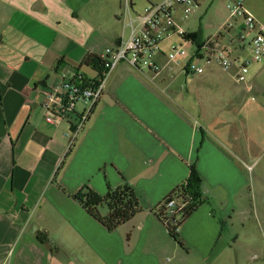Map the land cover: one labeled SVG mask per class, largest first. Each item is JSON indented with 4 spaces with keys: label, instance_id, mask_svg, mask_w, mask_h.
I'll use <instances>...</instances> for the list:
<instances>
[{
    "label": "crops",
    "instance_id": "obj_1",
    "mask_svg": "<svg viewBox=\"0 0 264 264\" xmlns=\"http://www.w3.org/2000/svg\"><path fill=\"white\" fill-rule=\"evenodd\" d=\"M144 7L137 0H0V264H169L170 255L182 264L154 209L192 165L204 202L179 236L198 260L226 257L227 227L264 216V63H251L249 80L240 82L237 67L225 71L215 61H200L201 74L172 65L158 75L122 61L71 151L66 133L76 115L47 121L44 103L53 89L61 92L62 75L96 77L85 59L128 40ZM204 8L200 1L193 14ZM193 14L175 13L195 36L186 61L206 39L225 44L244 30L229 15L202 39L186 28ZM250 38L246 31L243 47L231 46L234 56L251 57ZM181 43L178 35L164 40L157 60L165 63ZM126 183L143 210L113 230L74 198L86 184L106 194Z\"/></svg>",
    "mask_w": 264,
    "mask_h": 264
},
{
    "label": "built area",
    "instance_id": "obj_2",
    "mask_svg": "<svg viewBox=\"0 0 264 264\" xmlns=\"http://www.w3.org/2000/svg\"><path fill=\"white\" fill-rule=\"evenodd\" d=\"M200 1L161 0L145 6L138 14L140 24L133 27L130 38L118 46L107 47L100 55L104 61L101 74L97 72L96 77H88L84 72L77 71L62 75L61 92L59 87L50 91L44 107L46 119L52 124L69 120L76 115L70 131L66 133L68 152L76 145L80 132L84 130L100 101L106 78L122 61H127L138 69H148L155 75L172 65L181 67L187 72L201 74L204 72V67L200 61L206 64L215 61L225 71L237 67L236 78L240 82L249 80L251 63H264V23L246 7L245 0H233L229 3V17L243 19L244 30L233 35L225 44L217 37L206 39L194 56L186 61L189 56L188 46L193 45L194 40L178 23L175 13L180 8L183 19L187 20L197 9ZM246 31L251 33V57L234 56L231 46L238 43V48L243 47ZM172 35L180 36L182 43L172 45L166 55L167 61L161 63L157 60V55L162 50L163 41ZM176 205L177 201H169L170 215H174Z\"/></svg>",
    "mask_w": 264,
    "mask_h": 264
},
{
    "label": "trees",
    "instance_id": "obj_3",
    "mask_svg": "<svg viewBox=\"0 0 264 264\" xmlns=\"http://www.w3.org/2000/svg\"><path fill=\"white\" fill-rule=\"evenodd\" d=\"M198 35V34H196ZM194 36V35H189ZM195 37V36H194ZM103 59L100 55L90 54L82 66H92L98 73H102ZM203 179L195 165L190 167L186 181L174 189L162 203L154 209L157 217L163 222L170 236L182 248L185 242L179 236V230L186 218L192 215L204 202L202 190ZM74 198L97 220L108 229H116L121 224L131 220L138 212L143 210L139 195L134 187L128 183L110 188L106 194H100L88 184L75 193ZM170 200L177 201L174 215L168 211ZM107 208V213L102 208Z\"/></svg>",
    "mask_w": 264,
    "mask_h": 264
},
{
    "label": "rangeland",
    "instance_id": "obj_4",
    "mask_svg": "<svg viewBox=\"0 0 264 264\" xmlns=\"http://www.w3.org/2000/svg\"><path fill=\"white\" fill-rule=\"evenodd\" d=\"M150 1L159 0H137V8L141 9ZM204 3V10L200 13H194L193 21L186 26L188 32L199 34L202 39L213 35L218 27L230 15L229 0H201ZM246 5L264 21V0H246ZM243 19L239 23L229 19L227 24H236L235 27L243 26ZM168 44L170 41H166ZM189 51H195V46L189 45ZM187 49V50H188ZM183 82L182 78L176 79L173 88L179 87ZM259 214V213H258ZM264 214L261 212V215ZM259 214V217L261 216ZM226 233L231 236L228 255L221 257L209 264H264V216L258 221H247L244 224L236 223L233 227H227ZM186 245V244H185ZM181 253L182 264H207L197 259L194 250L178 247ZM176 256L170 255L167 263L172 264Z\"/></svg>",
    "mask_w": 264,
    "mask_h": 264
}]
</instances>
